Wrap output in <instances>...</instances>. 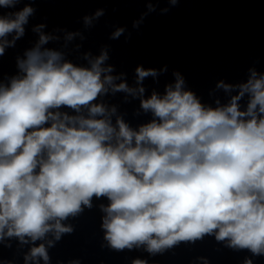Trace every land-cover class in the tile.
I'll use <instances>...</instances> for the list:
<instances>
[{
  "label": "clouds",
  "instance_id": "obj_1",
  "mask_svg": "<svg viewBox=\"0 0 264 264\" xmlns=\"http://www.w3.org/2000/svg\"><path fill=\"white\" fill-rule=\"evenodd\" d=\"M19 2L0 0V8ZM33 11L26 5L0 14V56L24 35ZM48 40L41 34L17 62L23 75L0 85V239L36 241L53 232L59 240L72 231L61 221L91 207L95 196L109 201L101 206L102 227L114 249L146 245L154 254L214 233L230 247L264 255V74L250 70L238 94L212 108L183 90L175 73L174 88L141 100L154 119L133 130L120 118L114 126L105 106L92 102L106 85L133 95L144 88L102 78L112 71L102 67L106 53L80 67L42 50ZM135 71L138 85L157 75L140 66ZM217 87L233 86L221 81ZM245 94L249 102L241 111ZM61 107L86 108L88 115L69 116ZM37 257L47 264L44 244L31 248L28 258Z\"/></svg>",
  "mask_w": 264,
  "mask_h": 264
}]
</instances>
